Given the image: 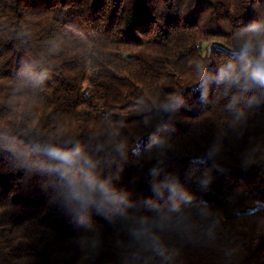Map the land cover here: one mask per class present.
<instances>
[{
    "label": "trees",
    "instance_id": "1",
    "mask_svg": "<svg viewBox=\"0 0 264 264\" xmlns=\"http://www.w3.org/2000/svg\"><path fill=\"white\" fill-rule=\"evenodd\" d=\"M259 16L264 0H0V264H118L113 226L95 214L104 243L85 257L84 229L55 202L49 178L30 168L34 149L60 134L89 150L110 132L130 147L146 144L161 123L151 102L170 93L185 104L165 118L168 167L215 209L206 225L213 238L184 245L182 264H264V103L247 109L240 134L228 107L238 90L212 85L206 101L198 90V66L215 72L236 31ZM25 65L47 78L22 81ZM214 143L222 147L213 182L200 193L203 169L186 176L189 160ZM152 163L150 153L130 158L119 186L150 195Z\"/></svg>",
    "mask_w": 264,
    "mask_h": 264
},
{
    "label": "clouds",
    "instance_id": "2",
    "mask_svg": "<svg viewBox=\"0 0 264 264\" xmlns=\"http://www.w3.org/2000/svg\"><path fill=\"white\" fill-rule=\"evenodd\" d=\"M198 72L202 101L207 100L212 85L226 91L238 90L228 105L232 113L230 126L243 134L248 124L247 109L264 103V16L236 31L227 59L215 72H207L203 65L198 66ZM47 75V71H37L30 65L21 70L22 81L34 87L42 84ZM184 104L179 93L151 102L149 110L161 123L150 133L146 144L130 147L119 133L110 132L94 150L70 134L49 138L35 147L36 159L30 168L49 178L55 189V202L84 229L77 243L86 258L98 254L104 243L94 214L113 226L111 244L118 264H182L184 245L198 243L205 236L213 238L214 231H207L206 225L215 209L167 164L172 148L170 136L165 134L168 122ZM144 123L150 126L151 121L146 119ZM221 147L214 143L205 154L189 160L186 176L203 169L196 178L200 193L210 190ZM146 153L154 161L147 170L151 194L134 198L118 181L130 158L141 161ZM242 163L247 167L253 157L246 155Z\"/></svg>",
    "mask_w": 264,
    "mask_h": 264
},
{
    "label": "rangeland",
    "instance_id": "3",
    "mask_svg": "<svg viewBox=\"0 0 264 264\" xmlns=\"http://www.w3.org/2000/svg\"><path fill=\"white\" fill-rule=\"evenodd\" d=\"M205 54H207V52L204 51V52L202 53V55H205Z\"/></svg>",
    "mask_w": 264,
    "mask_h": 264
}]
</instances>
